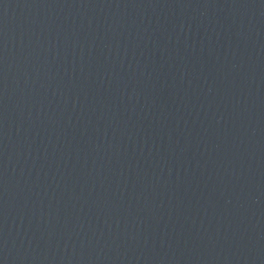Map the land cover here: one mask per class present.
Returning <instances> with one entry per match:
<instances>
[{"label": "water", "instance_id": "1", "mask_svg": "<svg viewBox=\"0 0 264 264\" xmlns=\"http://www.w3.org/2000/svg\"><path fill=\"white\" fill-rule=\"evenodd\" d=\"M0 264H264V161L130 205L2 233Z\"/></svg>", "mask_w": 264, "mask_h": 264}]
</instances>
